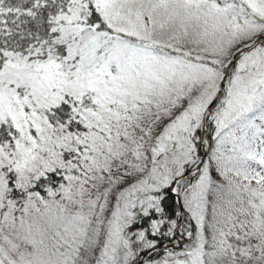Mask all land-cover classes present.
<instances>
[{"label":"snow or ice","instance_id":"obj_1","mask_svg":"<svg viewBox=\"0 0 264 264\" xmlns=\"http://www.w3.org/2000/svg\"><path fill=\"white\" fill-rule=\"evenodd\" d=\"M0 264H264V0H0Z\"/></svg>","mask_w":264,"mask_h":264}]
</instances>
